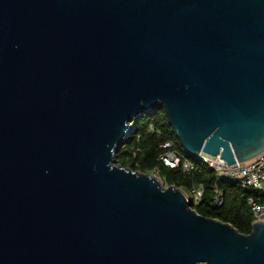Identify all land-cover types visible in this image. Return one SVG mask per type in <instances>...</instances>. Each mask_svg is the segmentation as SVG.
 <instances>
[{"label":"water","instance_id":"obj_1","mask_svg":"<svg viewBox=\"0 0 264 264\" xmlns=\"http://www.w3.org/2000/svg\"><path fill=\"white\" fill-rule=\"evenodd\" d=\"M159 110L191 160L264 151V0H0V264H264V218L115 164Z\"/></svg>","mask_w":264,"mask_h":264},{"label":"trees","instance_id":"obj_2","mask_svg":"<svg viewBox=\"0 0 264 264\" xmlns=\"http://www.w3.org/2000/svg\"><path fill=\"white\" fill-rule=\"evenodd\" d=\"M166 142L189 159L168 125L163 110L144 115L133 123L131 134L119 149L115 164L140 174L156 173L167 186H173L187 195L192 187L201 185L203 192L198 205L192 209L200 216L231 225L239 233H250L253 219L246 198L254 193L240 189L234 182L217 178L213 171L197 160H191L193 170L184 173L179 168H169L158 161L160 146ZM221 204L216 205V195Z\"/></svg>","mask_w":264,"mask_h":264},{"label":"built area","instance_id":"obj_3","mask_svg":"<svg viewBox=\"0 0 264 264\" xmlns=\"http://www.w3.org/2000/svg\"><path fill=\"white\" fill-rule=\"evenodd\" d=\"M161 153L158 161L169 168H181L184 173L193 170L194 164L186 159L173 145L166 142L160 146ZM196 160L210 168L214 175L219 179H225L234 182L240 189L250 190L254 195L246 198V205L249 209L253 222L264 218V151L242 163L227 165L218 156H210L200 153ZM202 186L190 188L188 197L191 198L193 205H198L202 196ZM221 204V197L216 195V205Z\"/></svg>","mask_w":264,"mask_h":264},{"label":"rangeland","instance_id":"obj_4","mask_svg":"<svg viewBox=\"0 0 264 264\" xmlns=\"http://www.w3.org/2000/svg\"><path fill=\"white\" fill-rule=\"evenodd\" d=\"M148 175H155V176H157L156 173H149ZM157 177H158V176H157ZM161 181H162V180H161ZM162 183H163V181H162ZM163 185H164V187H166V188L169 187V186H167V185L164 184V183H163Z\"/></svg>","mask_w":264,"mask_h":264}]
</instances>
